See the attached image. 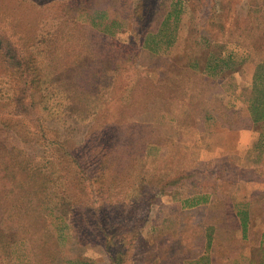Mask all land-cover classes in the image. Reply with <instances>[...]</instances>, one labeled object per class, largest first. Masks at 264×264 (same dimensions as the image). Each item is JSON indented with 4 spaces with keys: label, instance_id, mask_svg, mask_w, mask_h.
<instances>
[{
    "label": "rangeland",
    "instance_id": "obj_1",
    "mask_svg": "<svg viewBox=\"0 0 264 264\" xmlns=\"http://www.w3.org/2000/svg\"><path fill=\"white\" fill-rule=\"evenodd\" d=\"M0 37V264H264V0H0Z\"/></svg>",
    "mask_w": 264,
    "mask_h": 264
},
{
    "label": "trees",
    "instance_id": "obj_2",
    "mask_svg": "<svg viewBox=\"0 0 264 264\" xmlns=\"http://www.w3.org/2000/svg\"><path fill=\"white\" fill-rule=\"evenodd\" d=\"M105 32H108V30L107 29H105L104 30ZM110 32V31H109ZM144 36H146L145 37V40H144V43H143V45L144 46H146L147 48H149V49H151V51H154V49H152L151 47H150V45L148 44L149 43V39H148V36H150V34L147 32L146 33V35H144ZM172 41H173V39H170L169 41H168V44L167 45H171V43H172ZM0 48L3 50V53H4V55H5V63L8 65V66H11V67H20L19 69L21 70L24 66L25 67H27L26 66V64L24 63H21L19 60H20V57H18L17 56V52H18V50L16 49V48H14L13 47V45L11 44V43H9V42H7V41H5L3 38H1L0 37ZM32 62H34V61H32ZM263 63H264V60H263ZM263 63H260L257 67H258V69H261V68H263L264 67V64ZM34 65H35V63H34ZM25 69L26 68H24V70L23 71H20V73H19V79H20V81L21 82H24L25 84H26V87L28 86V90H32V87L35 89V87H37L38 85H39V79H38V77H37V75H32V77L30 76V75H27L24 71H25ZM27 77H31V79L30 80H28L27 79ZM22 86H25L24 84H22ZM23 93H25L24 91H21L20 92V94L22 95ZM20 96L18 95V96H16V98H15V101L17 100V98H19ZM22 98H20V100H22L23 101V106H24V96H21ZM19 100V101H20ZM262 105H264V101H262ZM18 106L15 104V113H18ZM20 112V111H19ZM21 113H26V111L25 112H21ZM19 114V113H18ZM262 118H264V115L262 116ZM0 124H2V125H5V126H7L6 125V122H4V121H0ZM40 130L41 131H45L46 129H45V127H44V125H43V123H40ZM17 135L19 136V138L21 139V141L22 142H30L26 137H24V136H22V135H20V134H18L17 133ZM40 138H42L41 136H39ZM51 144H54L55 146L57 145V146H59L60 148H64L65 146H64V144H63V142H60V141H58L57 139H55V140H52L51 142H50ZM1 150H5V148H1L0 147V151ZM20 152V151H19ZM68 155V164H69V162H70V164H72L73 166H75L76 168H78L79 166H80V162H78L76 159H75V157L73 156V155H71V153H68L67 154ZM21 161H26L25 159H22ZM51 161H53V160H51ZM19 164H22V163H19ZM35 171H36V169H35ZM38 174L40 173V172H37ZM28 176V175H27ZM27 176H25V177H27ZM36 176V175H35ZM38 185H36L35 183H34V187H37ZM19 187H23V184H22V182L21 183H19ZM37 206H39V205H37ZM239 214H240V212H239ZM240 216V215H239ZM247 219L246 218H243V220L241 219V224H242V227H243V234H245L246 233V231H244V228H245V230H246V227H247Z\"/></svg>",
    "mask_w": 264,
    "mask_h": 264
},
{
    "label": "crops",
    "instance_id": "obj_3",
    "mask_svg": "<svg viewBox=\"0 0 264 264\" xmlns=\"http://www.w3.org/2000/svg\"><path fill=\"white\" fill-rule=\"evenodd\" d=\"M235 134V138L237 139V144L235 145L236 150H242L246 149L248 151H250L251 149H253V146L255 145L256 141H258V135L255 134L254 132L248 133V134H242L240 140L238 138V134ZM250 140V141H249ZM219 154H223V155H227V154H231L230 152H221ZM247 228V227H246ZM247 232V229L245 230ZM246 234V233H245ZM262 238H264V233L262 234ZM248 256H250V254H248ZM264 262V261H263Z\"/></svg>",
    "mask_w": 264,
    "mask_h": 264
}]
</instances>
